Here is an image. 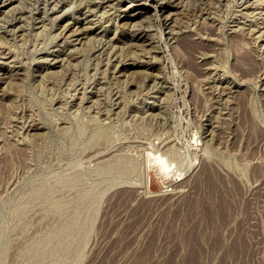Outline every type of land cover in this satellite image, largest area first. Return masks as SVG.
<instances>
[{
  "label": "rangeland",
  "instance_id": "1",
  "mask_svg": "<svg viewBox=\"0 0 264 264\" xmlns=\"http://www.w3.org/2000/svg\"><path fill=\"white\" fill-rule=\"evenodd\" d=\"M193 263L264 264V0H0V264Z\"/></svg>",
  "mask_w": 264,
  "mask_h": 264
},
{
  "label": "bare ground",
  "instance_id": "2",
  "mask_svg": "<svg viewBox=\"0 0 264 264\" xmlns=\"http://www.w3.org/2000/svg\"><path fill=\"white\" fill-rule=\"evenodd\" d=\"M132 23H133V22H132ZM135 23H136V22H135ZM136 25H137V24H136ZM137 26H138V25H137ZM87 38H89V37H87ZM100 39H101V38H100ZM96 40H97V39H96ZM177 41H178V40H177ZM83 43H84V42H83ZM83 43H82V44H83ZM101 47H102V46H101ZM85 48H86V47H85ZM133 50H135V49H133ZM113 64H114V63H113ZM117 65H118V64H117ZM134 81H135V80H134ZM81 97H82V96H81ZM29 123H30V122H29ZM159 159H160V158H159ZM159 159H158V160H159ZM158 164H159V166H160L161 169H165V165H164V163H162L160 160L158 161ZM209 167H210V166H209ZM207 170H208V169H207ZM202 173H203V172H202ZM213 173H214V172H213ZM206 174H207V173H206ZM208 176H209V175H208ZM204 177H205V175L203 176V178H204ZM206 178H207V177H206ZM209 179H210V178H209ZM206 180H207V179H206ZM209 181H210V180H209ZM211 181H212V180H211ZM211 181H210V182H211ZM213 182H214V181H213ZM213 182H212V184H213ZM215 182H216V181H215ZM203 183H205V182H203ZM207 183H208V182H207ZM201 184H202V183H201ZM214 184H216V183H214ZM214 184H213V185H214ZM204 185H207V184H204ZM218 185H219V184H218ZM214 186H215V185H214ZM208 187H209V186H208ZM216 187H217V186H216ZM216 187H215V189H217ZM205 188H206V187H205ZM203 189H204V187H203ZM211 189H212V188H211ZM209 190H210V188H209ZM219 191H220V188H219ZM207 192H208V191H207ZM203 193H204V192H203ZM204 195H205V194H204ZM217 195H219V194H217ZM213 196H214V195H213ZM221 196H223L222 193H221ZM221 196H220V197H221ZM202 197H203V196H202ZM208 198H209V195H208ZM215 198H216V197H215ZM224 198H226V197H224ZM204 199H205V198H204ZM211 199H212V198H211ZM213 199H214V198H213ZM216 199H218V198H216ZM216 199H215V200H216ZM222 200H223V199H222ZM226 200H227V199H226ZM210 201H211V200H210ZM187 202H188V201H187ZM193 203H194V202H193ZM199 203H200V202H199ZM202 203H203V201H202ZM211 203H212V202H211ZM218 203H219V202H218ZM220 203H221V201H220ZM200 204H201V203H200ZM216 204H217V203H216ZM201 205H203V204H201ZM221 205H222V204H221ZM197 206H198V205H197ZM204 206H205V205H204ZM207 206H208V205H207ZM209 206H210V205H209ZM216 206H217V205H216ZM226 207H227V206H226ZM229 207L231 208L230 205H229ZM203 208H204V207H203ZM207 208H208V207H207ZM213 208H214V206H213ZM219 208H220V207H219ZM220 209H221V208H220ZM186 210H187V209H186ZM200 210H201V209H200ZM216 210H217V209H216ZM226 210H227V209H226ZM228 210H229V209H228ZM209 211H210V209H209ZM213 211H214V210H213ZM190 212H191V211H190ZM220 212H221V211H220ZM223 212H224V214H225V211H223ZM188 213H189V212H188ZM200 213H201V212H200ZM206 213H207V212H206ZM209 213H210V212H209ZM211 214H212V213H211ZM211 214H210V215H211ZM200 215H201V214H200ZM203 215H204V213H203ZM218 216H219V215H218ZM200 217H201V216H200ZM214 218H215V217H214ZM220 218L222 219V218H224V217H220ZM207 219H208V218H207ZM211 219H212V218H211ZM218 219H219V218H218ZM184 220H185V219H184ZM200 220H201V219H200ZM203 220H204V218H203ZM203 220H202V221H203ZM223 220H224V219H223ZM214 221H215V220L213 219V221H211V222L214 224ZM196 222H197V221H196ZM214 226H216V222H215V225H214ZM195 227H196V226H195ZM193 228H194V227H193ZM212 228H213V226H212ZM191 230H192V229H191ZM215 230H217V229H215ZM188 232H189V231H188ZM191 232H192V231H191ZM191 232H190V233H191ZM210 232H211V230H210ZM206 233H207V232H206ZM208 233H209V232H208ZM212 234H213V233H212ZM189 236H190V235H189ZM193 236H194V234H193ZM204 236H205V235H204ZM192 239H193V238H192ZM193 240H194V239H193ZM193 240H192V241H193ZM190 243H191V242H189V245H190ZM192 243H193V242H192ZM241 244H242V243H241ZM196 246H198V244H197ZM196 246H194V247H196ZM199 247H200V246H199ZM199 247H198V248H199ZM240 247H241V246H240ZM231 248H232V246H231ZM192 250H193V249H192ZM195 250H196V249H195ZM235 251H236V250H235ZM148 252H149V251H148ZM189 252H190V251H189ZM194 253H195V251H194ZM236 253H237V251H236ZM187 254H188V253H187ZM190 255H191V254L189 253V256H190ZM236 256H237V255H236ZM239 256H240V255H239ZM197 257H198V256H197ZM187 258H188V257H187ZM195 258H196V257H195ZM192 260H193V259H192ZM181 261H182V260H181ZM141 262H142V261H141ZM194 262H195V261H194ZM197 262H198V261H197ZM197 262H196V263H197ZM224 262H225V261H224ZM184 263H185V262H184ZM193 264H194V263H193ZM244 264H245V263H244Z\"/></svg>",
  "mask_w": 264,
  "mask_h": 264
}]
</instances>
